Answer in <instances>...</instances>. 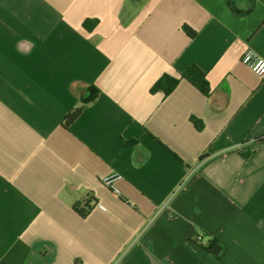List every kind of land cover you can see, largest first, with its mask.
Listing matches in <instances>:
<instances>
[{
	"label": "crops",
	"instance_id": "1",
	"mask_svg": "<svg viewBox=\"0 0 264 264\" xmlns=\"http://www.w3.org/2000/svg\"><path fill=\"white\" fill-rule=\"evenodd\" d=\"M248 51L264 60V0H0V264H264ZM190 65L208 96L151 92Z\"/></svg>",
	"mask_w": 264,
	"mask_h": 264
},
{
	"label": "trees",
	"instance_id": "2",
	"mask_svg": "<svg viewBox=\"0 0 264 264\" xmlns=\"http://www.w3.org/2000/svg\"><path fill=\"white\" fill-rule=\"evenodd\" d=\"M95 25L96 21L86 20L84 22V26L88 30H92ZM183 30L191 36L194 35V32L189 30L187 26H184ZM181 79L189 81L190 84H192L205 96H208L210 94V87L205 72L199 67L191 65L185 71L181 72L178 77L172 76L170 74L162 75L157 80V83H155L151 88V92L155 93L157 91H162L165 95H169L175 90ZM98 94L99 91L94 86H91L89 88L88 95L83 99V105L68 113L63 120V125L66 128H69L71 124L75 121V119H77L83 111L84 105L91 103V101L93 102L97 98ZM192 121L196 124L198 123L194 118H192ZM198 128L201 129L202 127L198 126ZM89 202L91 201L87 199L86 202H80L76 206V209L83 217H85L91 210ZM195 242L203 245L204 247H206V249H208L215 255H219L221 252L222 247L219 245L217 239L213 236H210L206 232H198L195 237Z\"/></svg>",
	"mask_w": 264,
	"mask_h": 264
},
{
	"label": "built area",
	"instance_id": "3",
	"mask_svg": "<svg viewBox=\"0 0 264 264\" xmlns=\"http://www.w3.org/2000/svg\"><path fill=\"white\" fill-rule=\"evenodd\" d=\"M243 63L249 65L252 70L257 74H264V60L262 59H254V55L252 51H248L243 57ZM119 178L117 174H111L103 178V183L107 188H109L114 194L119 195L120 190L116 186V180Z\"/></svg>",
	"mask_w": 264,
	"mask_h": 264
}]
</instances>
